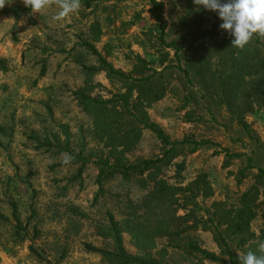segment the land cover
I'll list each match as a JSON object with an SVG mask.
<instances>
[{"label":"rangeland","instance_id":"374dc122","mask_svg":"<svg viewBox=\"0 0 264 264\" xmlns=\"http://www.w3.org/2000/svg\"><path fill=\"white\" fill-rule=\"evenodd\" d=\"M161 1L166 42L178 38L184 21L202 27L214 21L212 11L193 0ZM17 8L22 10L5 11ZM25 8L21 0H13L0 9V214L9 218L0 219V264H112L101 253L114 249L108 232L111 222L118 228L123 250L132 257L149 256L160 264H223L199 261L200 255L184 247L192 240L219 253L212 233L201 227L182 234L180 246L157 238L154 248L138 249L120 222L142 213L148 189L140 186L135 175L115 174L101 186L96 181L99 160L109 155V149L94 135L92 116L83 110L79 96L108 99L125 89L97 69L99 56L86 44L91 43L107 62L126 74L137 57L151 68H160L161 52H167L164 65L171 63L173 50L160 43L161 32L148 12L151 0H81L80 10L60 21L53 19L59 10L55 6L41 13ZM97 30L99 39L93 40ZM170 86L162 99L145 110L148 119L171 140L190 136L212 142L183 153L161 172L168 183L183 187L198 174L207 175L212 195L197 197L195 205L186 207L194 209L200 224L209 218L215 202L235 210L240 195L254 183L256 168L247 170L241 181L238 172L246 164L245 154L255 158L254 164L263 163L264 111L255 108L244 115L248 133L225 108H214L212 116L204 111L202 98L198 102L185 99L187 93L175 78ZM199 114L202 119L194 121ZM123 122L125 130L128 121ZM223 149L243 155L226 166ZM62 153L74 157L69 165L60 163ZM161 153L155 134L141 129L137 145L124 156L132 163ZM178 204L177 214L183 215V202ZM13 206L20 225L11 216ZM254 207L255 216L249 223L254 237L242 247L233 241L236 254L249 250L260 254L261 194Z\"/></svg>","mask_w":264,"mask_h":264},{"label":"trees","instance_id":"16d2710c","mask_svg":"<svg viewBox=\"0 0 264 264\" xmlns=\"http://www.w3.org/2000/svg\"><path fill=\"white\" fill-rule=\"evenodd\" d=\"M151 3L152 8L148 12L161 32L158 39L165 48L173 50L174 59L170 60L171 63L164 65L167 52H161L160 68H151L148 66L149 62L137 57L132 70L126 74L107 62L91 43L86 44L92 53L99 56L100 67L97 69L105 71L108 78L118 81L125 89L124 92L108 99L85 94L79 96L83 110L92 116L94 135L103 140L104 146L109 149V155L99 160L100 168L96 181L101 186L115 174L122 177L135 175L139 178L140 186L148 189L142 201V213L132 219L124 218L120 222V227L131 236L138 249L145 251L154 248L157 238H166L168 243L180 246L178 240L182 234L193 227H201L212 233L219 253L208 251L192 240L184 245L188 251L200 255L199 261L239 264L232 242L236 240V246L242 247L254 237L249 231V223L255 216V201L260 194L264 198V160L262 164L256 165L255 158L245 154L246 164L238 172V181L245 177L247 170L256 168L254 183L240 195L239 205L235 210L215 202L211 206L213 211L209 212V218L199 224L194 209L186 210V207L195 205L197 197L207 198L212 195L207 175L200 173L183 187L168 183L161 176V172L164 166L171 164L173 159L183 153H193L201 147L211 145L212 142L190 136L171 140L156 123L148 119L145 109L165 96L175 78L181 90L187 93L185 99L188 102H198L197 99L202 98L204 111L212 116L214 108H225L231 117L235 116L236 122L250 133L243 120L244 115L253 112L255 108L264 111V38L254 36L243 50L232 47L231 40L234 37L219 28L222 20L212 11L214 21L210 27H202L195 21H184L186 24L178 38L166 42V22L161 15L163 2L151 0ZM21 10L17 8L5 11L18 13ZM98 31L93 32V40L99 39ZM88 71L95 70L88 68ZM201 119L202 115L199 114L194 121ZM123 121H128V128L125 130L121 128L124 126ZM141 129H148L155 134L160 141L162 153L155 158L130 163L124 154L137 145ZM262 149L264 150V147ZM222 151L225 152L226 166L231 159L243 155L229 153L225 149ZM261 154L264 159V151ZM110 157L113 161H110ZM183 166V162L177 165L179 169ZM179 201L183 202L180 204L185 211L183 215L177 214ZM11 216L17 225H20L15 206ZM0 219L9 220L2 214ZM108 232L114 241V249L101 253L112 264H160L149 256L132 257L126 254L115 223L111 222ZM103 235L106 237L108 234ZM257 239L259 243L264 242V226ZM86 247L91 251L96 250L89 245ZM225 256L230 259H225Z\"/></svg>","mask_w":264,"mask_h":264},{"label":"clouds","instance_id":"9594fccd","mask_svg":"<svg viewBox=\"0 0 264 264\" xmlns=\"http://www.w3.org/2000/svg\"><path fill=\"white\" fill-rule=\"evenodd\" d=\"M13 0H0V9L10 5ZM31 13H41L44 9L55 6L59 10L53 16L60 21L81 8V0H21ZM198 6L216 12L222 20L220 29L234 37L231 46L243 50L254 36L264 38V0H193ZM74 157L70 153H62L60 163L69 165ZM256 252L237 253L239 264H264V242L258 244ZM225 259H230L225 256Z\"/></svg>","mask_w":264,"mask_h":264}]
</instances>
